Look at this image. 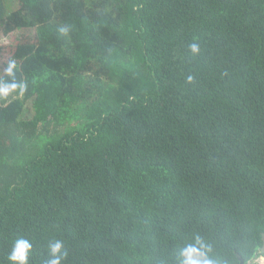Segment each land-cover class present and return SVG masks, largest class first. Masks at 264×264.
<instances>
[{"label": "trees", "instance_id": "obj_1", "mask_svg": "<svg viewBox=\"0 0 264 264\" xmlns=\"http://www.w3.org/2000/svg\"><path fill=\"white\" fill-rule=\"evenodd\" d=\"M0 29L34 33L0 101V264L17 238L28 264L58 239L63 264L262 255L264 0H0Z\"/></svg>", "mask_w": 264, "mask_h": 264}, {"label": "clouds", "instance_id": "obj_2", "mask_svg": "<svg viewBox=\"0 0 264 264\" xmlns=\"http://www.w3.org/2000/svg\"><path fill=\"white\" fill-rule=\"evenodd\" d=\"M60 35H68L70 26L63 25L58 29ZM190 49L193 53L199 51L197 44L192 43ZM18 65L15 58L8 60L0 75V101H7L9 98L23 97L28 92V83L17 78ZM191 80V78H189ZM64 242L56 240L49 245V258L46 264H63L67 258V253L63 251ZM32 251V244L25 238H17L8 256L9 264H28V258ZM212 246L204 241L200 236L195 237L194 243H189L180 249V264H221L213 258ZM226 264V262H224ZM260 264H264V259Z\"/></svg>", "mask_w": 264, "mask_h": 264}, {"label": "rangeland", "instance_id": "obj_3", "mask_svg": "<svg viewBox=\"0 0 264 264\" xmlns=\"http://www.w3.org/2000/svg\"><path fill=\"white\" fill-rule=\"evenodd\" d=\"M7 6L9 7V11L10 10L14 11L17 8V5L16 3H14V1H9ZM33 34H34L33 32H15L9 36H5L3 31L0 29V48H3L5 50L4 56L0 59V73L3 72L5 64L9 59V52L12 51V48L16 47L19 44H23L31 40L32 38L30 36H33ZM32 115H33V110L32 107L30 106L29 114H27L25 118H30ZM64 128H62V131L65 130ZM39 130L43 136L45 135L49 136L48 134H52V130H49L48 134L42 131L41 128Z\"/></svg>", "mask_w": 264, "mask_h": 264}, {"label": "flooded vegetation", "instance_id": "obj_4", "mask_svg": "<svg viewBox=\"0 0 264 264\" xmlns=\"http://www.w3.org/2000/svg\"><path fill=\"white\" fill-rule=\"evenodd\" d=\"M264 259V254L258 256L253 261H250L248 264H260L261 260Z\"/></svg>", "mask_w": 264, "mask_h": 264}, {"label": "water", "instance_id": "obj_5", "mask_svg": "<svg viewBox=\"0 0 264 264\" xmlns=\"http://www.w3.org/2000/svg\"><path fill=\"white\" fill-rule=\"evenodd\" d=\"M261 252L264 254V234H263V247L261 248Z\"/></svg>", "mask_w": 264, "mask_h": 264}]
</instances>
